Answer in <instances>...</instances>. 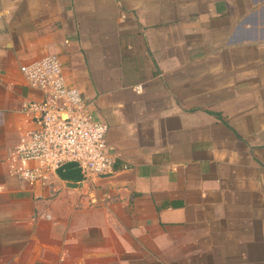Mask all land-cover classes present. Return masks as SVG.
<instances>
[{
    "label": "crops",
    "instance_id": "0c3cea01",
    "mask_svg": "<svg viewBox=\"0 0 264 264\" xmlns=\"http://www.w3.org/2000/svg\"><path fill=\"white\" fill-rule=\"evenodd\" d=\"M48 55L108 126L77 187L9 168ZM0 264H264V0H0Z\"/></svg>",
    "mask_w": 264,
    "mask_h": 264
},
{
    "label": "built area",
    "instance_id": "2783aa9c",
    "mask_svg": "<svg viewBox=\"0 0 264 264\" xmlns=\"http://www.w3.org/2000/svg\"><path fill=\"white\" fill-rule=\"evenodd\" d=\"M20 73L41 98L22 105L31 129L9 154L12 174L30 185L55 176L67 163H76L84 182L112 174L108 126L94 118L92 103L69 84L58 57L48 55L23 65Z\"/></svg>",
    "mask_w": 264,
    "mask_h": 264
},
{
    "label": "water",
    "instance_id": "95a60500",
    "mask_svg": "<svg viewBox=\"0 0 264 264\" xmlns=\"http://www.w3.org/2000/svg\"><path fill=\"white\" fill-rule=\"evenodd\" d=\"M57 177L67 182L70 187H77L83 183V176L76 163H67L56 170Z\"/></svg>",
    "mask_w": 264,
    "mask_h": 264
}]
</instances>
